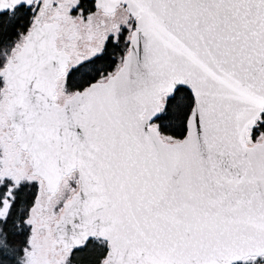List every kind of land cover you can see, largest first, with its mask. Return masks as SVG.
I'll return each instance as SVG.
<instances>
[{
    "label": "snow or ice",
    "instance_id": "6c2138e0",
    "mask_svg": "<svg viewBox=\"0 0 264 264\" xmlns=\"http://www.w3.org/2000/svg\"><path fill=\"white\" fill-rule=\"evenodd\" d=\"M0 264H264V0H0Z\"/></svg>",
    "mask_w": 264,
    "mask_h": 264
}]
</instances>
